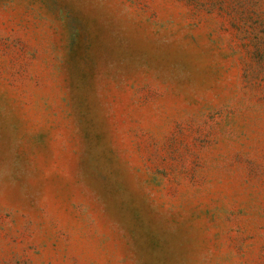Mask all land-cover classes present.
<instances>
[{"label":"rangeland","instance_id":"1","mask_svg":"<svg viewBox=\"0 0 264 264\" xmlns=\"http://www.w3.org/2000/svg\"><path fill=\"white\" fill-rule=\"evenodd\" d=\"M0 264H264V0H0Z\"/></svg>","mask_w":264,"mask_h":264}]
</instances>
